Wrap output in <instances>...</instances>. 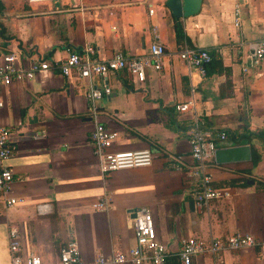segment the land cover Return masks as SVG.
<instances>
[{
  "label": "crops",
  "instance_id": "crops-1",
  "mask_svg": "<svg viewBox=\"0 0 264 264\" xmlns=\"http://www.w3.org/2000/svg\"><path fill=\"white\" fill-rule=\"evenodd\" d=\"M165 1L0 0V56L12 48L22 66L31 53L54 63L67 48L79 51L84 44L100 59L116 50L126 56L144 53L154 40L164 46L160 68L146 69L142 83H133L125 70L90 79L55 70L0 87V126L14 146L0 163L11 170V195L19 199L9 208L0 201V264H10L9 225L19 229L23 252L38 255L41 264H58V248L68 241L77 244L85 263L99 253L125 251L134 244L128 212L138 207L149 210L156 239L171 251L184 237L207 241L233 232L261 234L264 57L253 65L247 54L252 41L264 38V0H201L195 13L179 18ZM183 41L211 54L204 75L178 57ZM104 83L110 93L95 104L98 120L116 132L109 150L147 148L149 166L99 171L85 93L89 85ZM188 100L192 108L176 109ZM195 117L213 132L224 131L226 140L246 138L258 154L254 165L208 162L212 186L227 195L199 209L185 170L170 165L176 155L189 161L187 131ZM103 196L108 208L95 209ZM164 264L181 262L171 256ZM190 264H264V259L256 249L224 250L193 256Z\"/></svg>",
  "mask_w": 264,
  "mask_h": 264
},
{
  "label": "built area",
  "instance_id": "built-area-1",
  "mask_svg": "<svg viewBox=\"0 0 264 264\" xmlns=\"http://www.w3.org/2000/svg\"><path fill=\"white\" fill-rule=\"evenodd\" d=\"M28 2L40 0H27ZM152 13V9L148 10ZM239 5L234 6V24L238 25ZM65 57L51 63L31 53L27 65L19 63L17 51L8 48L0 56V87L9 85L13 81L32 79L37 74H51L55 70L68 77L75 73L78 77L105 78L109 72L125 70L133 83L144 81L145 70H158L164 55V46L157 40L152 41L147 51L138 55L126 56L120 51H113L110 57L100 59L95 55V49L90 44H84L81 50L67 48ZM187 68H195L200 75L206 72V66L212 57L204 48L188 47L184 41L177 53ZM247 57L253 65H257L264 57V38H259L249 44ZM242 71L246 66L242 65ZM110 89L106 83L100 87L89 85L85 93L86 110L93 120L90 133L92 151L98 160V168L102 174L125 168L149 166L152 153L149 149L109 150L116 138V132L106 128L98 120L95 101L102 95H108ZM2 102L0 101V106ZM192 100L177 104L176 109L185 112L192 108ZM188 157L176 155L171 158V168L175 171L185 170L196 208L207 205L211 200L227 195L224 188H216L211 184V176L207 170V163L212 161L217 142L224 141L227 135L224 131H215L206 127L198 118H193L187 131ZM14 146L9 143V132L0 126V162L9 157ZM13 175L9 167L0 163V201L4 208H9L19 202L11 195ZM97 210H106L108 200L103 196L93 204ZM130 215L134 244L125 251L118 250L110 254L99 253L90 263H85L79 254L77 244L68 241L58 248V264H164L171 257L176 256L181 264H190L191 258L197 255H216L221 251H238L256 249L264 259V228L259 236L233 232L225 237H210L207 241L199 237H184L180 240L177 251L169 250L156 239L152 216L149 210L138 207L131 209ZM7 249L10 264H41L36 254H25L21 241V233L16 226L7 227Z\"/></svg>",
  "mask_w": 264,
  "mask_h": 264
},
{
  "label": "water",
  "instance_id": "water-1",
  "mask_svg": "<svg viewBox=\"0 0 264 264\" xmlns=\"http://www.w3.org/2000/svg\"><path fill=\"white\" fill-rule=\"evenodd\" d=\"M201 0H166L165 4L173 17L179 18L195 13ZM251 158V149L246 138H232L217 143L213 154L215 164H227L248 161Z\"/></svg>",
  "mask_w": 264,
  "mask_h": 264
},
{
  "label": "trees",
  "instance_id": "trees-1",
  "mask_svg": "<svg viewBox=\"0 0 264 264\" xmlns=\"http://www.w3.org/2000/svg\"><path fill=\"white\" fill-rule=\"evenodd\" d=\"M1 7V4H0ZM174 36L177 42H180L182 40V29L179 25H174ZM241 137V136H240ZM228 138H234L233 135L228 136ZM258 160V154L255 151L251 150V158L250 161L252 163V165H254Z\"/></svg>",
  "mask_w": 264,
  "mask_h": 264
}]
</instances>
